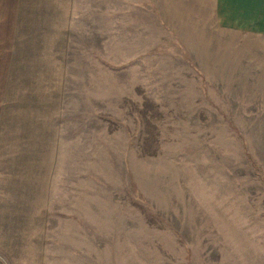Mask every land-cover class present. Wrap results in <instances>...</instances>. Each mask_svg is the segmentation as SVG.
<instances>
[{"label":"rangeland","instance_id":"374dc122","mask_svg":"<svg viewBox=\"0 0 264 264\" xmlns=\"http://www.w3.org/2000/svg\"><path fill=\"white\" fill-rule=\"evenodd\" d=\"M251 5L3 3L0 264H264Z\"/></svg>","mask_w":264,"mask_h":264},{"label":"crops","instance_id":"0c3cea01","mask_svg":"<svg viewBox=\"0 0 264 264\" xmlns=\"http://www.w3.org/2000/svg\"><path fill=\"white\" fill-rule=\"evenodd\" d=\"M254 1H261L264 2V0H225L226 3H234L236 11H239L241 15L243 16L245 14V17L251 16L254 11V5H251ZM9 3L10 7H13V3H18L19 0H0V97L2 94V81H3V73L4 69H6L8 66L11 67L13 64V50H12V42L14 40V34L16 22L14 21V27L13 30L8 32L6 29L3 31V3ZM252 17V16H251ZM11 18L9 21L8 28H10L13 20V16L9 17ZM2 111L0 106V117H1Z\"/></svg>","mask_w":264,"mask_h":264}]
</instances>
